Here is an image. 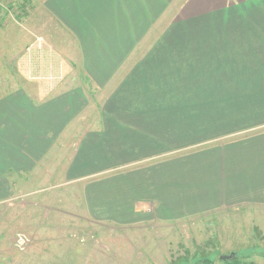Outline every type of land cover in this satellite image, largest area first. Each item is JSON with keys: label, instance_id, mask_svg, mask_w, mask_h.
Returning a JSON list of instances; mask_svg holds the SVG:
<instances>
[{"label": "crops", "instance_id": "obj_1", "mask_svg": "<svg viewBox=\"0 0 264 264\" xmlns=\"http://www.w3.org/2000/svg\"><path fill=\"white\" fill-rule=\"evenodd\" d=\"M42 7L74 38L79 72L103 93L93 112L84 89L58 92L70 67L38 36L16 69L44 92L18 86L0 96V197L19 185L34 186L32 195L69 187L76 213L59 212L89 223L46 230V264L107 261L95 243L65 235L72 229L135 230L264 207V0Z\"/></svg>", "mask_w": 264, "mask_h": 264}, {"label": "rangeland", "instance_id": "obj_2", "mask_svg": "<svg viewBox=\"0 0 264 264\" xmlns=\"http://www.w3.org/2000/svg\"><path fill=\"white\" fill-rule=\"evenodd\" d=\"M42 1L0 0L9 13L0 26V96L18 86L36 88L39 94L44 92L38 81L29 82L16 69L17 57L26 48L27 41L40 36L70 67L67 84L58 92L75 87L84 89L92 101V111L96 112L94 103L98 97H103V93L95 95L84 74L79 72L80 55L76 41L48 15ZM22 4L26 16L20 15L22 18L18 21L17 13ZM170 20L164 21L163 29ZM43 96L46 95L43 93ZM39 187L46 188L45 185ZM68 188H54L32 195L28 193L34 186L19 185L16 192L0 197V264H46V239L52 238L46 230L54 225L89 226L87 222L81 223L78 218L59 212L76 213L74 197L77 194ZM46 197L50 199L47 201ZM18 234L25 235L30 241L24 252L14 248ZM65 235L76 237L77 241L95 243L98 254L107 260V264H198L203 260L215 264L219 263L221 255L230 254L235 255V264H264V207L242 206L234 211L180 223L154 222L135 230L82 227L69 230Z\"/></svg>", "mask_w": 264, "mask_h": 264}, {"label": "trees", "instance_id": "obj_3", "mask_svg": "<svg viewBox=\"0 0 264 264\" xmlns=\"http://www.w3.org/2000/svg\"><path fill=\"white\" fill-rule=\"evenodd\" d=\"M25 5H20L19 9H21V11L19 12L18 11V15H17V20L19 21L22 17L21 16H26V14L23 12V8H24ZM22 12V13H21ZM9 13H8V9H6L5 7H3L1 4H0V26H1V22H3V20L5 19L4 17L7 16ZM21 15V16H20ZM221 256H224V255H221ZM220 256V257H221ZM235 256V255H234ZM219 257V258H220ZM220 261V259H219ZM222 262L223 264H235L236 263V257L234 258L233 261H220ZM211 262L209 260H203V261H200V263L198 262V264H210Z\"/></svg>", "mask_w": 264, "mask_h": 264}, {"label": "built area", "instance_id": "obj_4", "mask_svg": "<svg viewBox=\"0 0 264 264\" xmlns=\"http://www.w3.org/2000/svg\"><path fill=\"white\" fill-rule=\"evenodd\" d=\"M29 243L30 241L25 235L18 234L16 235L15 240H14V248L18 252H24L29 246Z\"/></svg>", "mask_w": 264, "mask_h": 264}, {"label": "water", "instance_id": "obj_5", "mask_svg": "<svg viewBox=\"0 0 264 264\" xmlns=\"http://www.w3.org/2000/svg\"><path fill=\"white\" fill-rule=\"evenodd\" d=\"M235 258L234 254L221 256L220 261H233Z\"/></svg>", "mask_w": 264, "mask_h": 264}]
</instances>
